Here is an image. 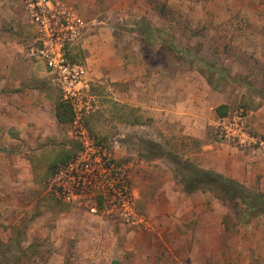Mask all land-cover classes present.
<instances>
[{"label": "rangeland", "instance_id": "obj_1", "mask_svg": "<svg viewBox=\"0 0 264 264\" xmlns=\"http://www.w3.org/2000/svg\"><path fill=\"white\" fill-rule=\"evenodd\" d=\"M107 2L98 21L126 63L146 65L150 90L158 75L167 90L190 73L227 103L223 118L242 112L264 143V0ZM34 38L24 0H0V264H264V206L247 212L215 193L187 194L183 164L198 144L176 138L173 123L140 118L101 83H91L99 109L84 121L91 152L74 117L24 113L19 97L33 90L55 106L62 99L51 80L30 84ZM69 57L84 63L77 45ZM219 124L224 147H264L221 139ZM229 179L264 203L262 175Z\"/></svg>", "mask_w": 264, "mask_h": 264}, {"label": "crops", "instance_id": "obj_2", "mask_svg": "<svg viewBox=\"0 0 264 264\" xmlns=\"http://www.w3.org/2000/svg\"><path fill=\"white\" fill-rule=\"evenodd\" d=\"M53 1L74 5L80 14L96 22L100 20L104 2L105 5L108 4L107 0ZM96 25L88 30L83 41L77 45L83 57V66L88 72L90 86L91 83L106 85L112 91L115 102L139 111L140 118L144 120L154 119L158 127L162 128L164 123H173L177 128L176 138L184 143L198 144L194 163H189L193 167L225 178H257L258 175L264 178V147L245 155L224 147L215 140V127L223 118L219 116L217 110L227 103H215L214 100L218 99V95L207 87L203 89L197 87L199 82L190 73L174 78L173 85L170 86L171 90L165 89L163 77L158 75L155 91L150 90L145 82L146 65L126 63L121 57L122 51L116 47L111 28L104 21H98ZM0 45L4 46V43L0 41ZM20 48H18L19 52L16 51L14 54L15 58L19 59L18 63L22 64L23 48ZM4 53H8V49ZM32 62L23 63L24 70L29 74L30 84L31 80L35 82L50 80L44 64ZM19 98V103H23L24 113H33L35 116L44 114L54 122L57 120L56 106L46 94L33 90ZM145 126L140 125L142 128ZM237 182L242 184L241 181ZM197 193L203 192L187 194Z\"/></svg>", "mask_w": 264, "mask_h": 264}, {"label": "built area", "instance_id": "obj_3", "mask_svg": "<svg viewBox=\"0 0 264 264\" xmlns=\"http://www.w3.org/2000/svg\"><path fill=\"white\" fill-rule=\"evenodd\" d=\"M24 3L25 15L35 34L27 58L44 64L52 84L61 92L62 100L72 108L81 143L91 152L94 146L89 142L91 139L87 136L84 121L99 109V101L92 92L86 68L72 62L69 52L98 22L86 20L76 10L53 0H24ZM219 123V137L237 147L264 144L248 131L242 112L222 118Z\"/></svg>", "mask_w": 264, "mask_h": 264}, {"label": "trees", "instance_id": "obj_4", "mask_svg": "<svg viewBox=\"0 0 264 264\" xmlns=\"http://www.w3.org/2000/svg\"><path fill=\"white\" fill-rule=\"evenodd\" d=\"M225 110V111H224ZM227 106L218 108L220 117L226 115ZM56 119L59 123H69L73 119V111L69 103L62 99L56 102ZM186 174L184 182L185 192L194 193L197 191L215 193V196L225 201V203H235L245 211H254L264 203L257 204L256 198L249 195L244 186L237 181L225 178L219 174L207 172L193 167L187 162L183 164ZM264 202V195H260ZM245 212V213H247Z\"/></svg>", "mask_w": 264, "mask_h": 264}]
</instances>
